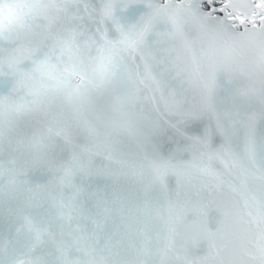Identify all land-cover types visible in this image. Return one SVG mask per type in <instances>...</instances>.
Masks as SVG:
<instances>
[{
    "label": "snow or ice",
    "instance_id": "obj_1",
    "mask_svg": "<svg viewBox=\"0 0 264 264\" xmlns=\"http://www.w3.org/2000/svg\"><path fill=\"white\" fill-rule=\"evenodd\" d=\"M0 264H264V0H0Z\"/></svg>",
    "mask_w": 264,
    "mask_h": 264
}]
</instances>
